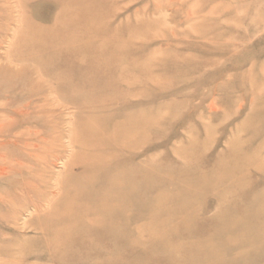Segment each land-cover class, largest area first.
<instances>
[{
	"label": "rangeland",
	"instance_id": "obj_1",
	"mask_svg": "<svg viewBox=\"0 0 264 264\" xmlns=\"http://www.w3.org/2000/svg\"><path fill=\"white\" fill-rule=\"evenodd\" d=\"M0 41V264H264V0H0Z\"/></svg>",
	"mask_w": 264,
	"mask_h": 264
},
{
	"label": "bare ground",
	"instance_id": "obj_2",
	"mask_svg": "<svg viewBox=\"0 0 264 264\" xmlns=\"http://www.w3.org/2000/svg\"><path fill=\"white\" fill-rule=\"evenodd\" d=\"M1 42V41H0ZM14 63V62H13Z\"/></svg>",
	"mask_w": 264,
	"mask_h": 264
}]
</instances>
